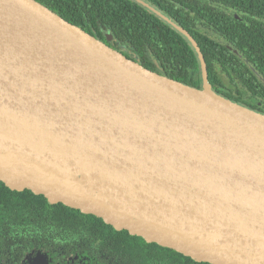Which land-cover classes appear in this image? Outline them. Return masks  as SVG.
<instances>
[{
    "label": "water",
    "instance_id": "obj_1",
    "mask_svg": "<svg viewBox=\"0 0 264 264\" xmlns=\"http://www.w3.org/2000/svg\"><path fill=\"white\" fill-rule=\"evenodd\" d=\"M0 182L200 263L264 264V115L35 0H0Z\"/></svg>",
    "mask_w": 264,
    "mask_h": 264
},
{
    "label": "trees",
    "instance_id": "obj_2",
    "mask_svg": "<svg viewBox=\"0 0 264 264\" xmlns=\"http://www.w3.org/2000/svg\"><path fill=\"white\" fill-rule=\"evenodd\" d=\"M35 1L144 68L190 87L202 89L204 63V79L214 92L220 91L222 97L264 115V103L262 108L241 103L216 85L221 83L219 65L239 94L245 89L263 102L264 83L251 68L255 67L264 81V0H141L172 20L178 29L137 0ZM54 234L79 239L82 255L93 245L100 256L118 264H208L149 244L127 231H116L93 215L50 204L42 195L12 191L0 182L1 248L16 244L24 235L45 241L46 235Z\"/></svg>",
    "mask_w": 264,
    "mask_h": 264
},
{
    "label": "flooded vegetation",
    "instance_id": "obj_3",
    "mask_svg": "<svg viewBox=\"0 0 264 264\" xmlns=\"http://www.w3.org/2000/svg\"><path fill=\"white\" fill-rule=\"evenodd\" d=\"M207 36L214 40L217 39L214 35ZM218 41L222 43L221 40L218 39ZM110 42L115 45L112 38ZM230 48V52H234V48ZM261 51L260 49L258 50L259 53ZM217 67V75L221 83H217L216 85L221 90L225 91L228 95L234 96L241 103L263 107L264 100L261 102V99L256 97L254 93L248 92L245 89H242V93L239 94L238 90L231 85L232 78L229 74L221 66L217 65ZM251 70L252 74L264 83L260 72L255 67H252ZM195 77L198 80L199 76L197 74ZM204 83L205 79L201 75L200 87H203ZM62 236L63 234L46 235L44 241L42 237L39 239H29L27 235H24L16 244L8 243L5 244L4 248L0 246V264H106V262L108 264H118L113 263L112 259L105 258L104 255L100 256L97 248L93 245L89 247L85 255H82L80 250L81 241L79 239L74 236L63 239ZM88 243L89 245L91 244L90 241Z\"/></svg>",
    "mask_w": 264,
    "mask_h": 264
},
{
    "label": "rangeland",
    "instance_id": "obj_4",
    "mask_svg": "<svg viewBox=\"0 0 264 264\" xmlns=\"http://www.w3.org/2000/svg\"><path fill=\"white\" fill-rule=\"evenodd\" d=\"M117 46H119V48H120L121 50L126 51V52H129L128 49H127L124 45H122V44H120V43H117Z\"/></svg>",
    "mask_w": 264,
    "mask_h": 264
}]
</instances>
